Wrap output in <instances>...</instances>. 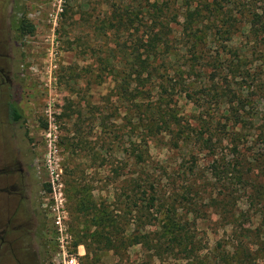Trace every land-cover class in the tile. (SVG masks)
<instances>
[{
    "label": "rangeland",
    "instance_id": "obj_1",
    "mask_svg": "<svg viewBox=\"0 0 264 264\" xmlns=\"http://www.w3.org/2000/svg\"><path fill=\"white\" fill-rule=\"evenodd\" d=\"M0 9H12L18 43L15 88L0 86V157L17 147L32 163V219L17 244L23 264H56L62 238L71 254L82 246L80 264H172L129 243L137 226L154 232L161 224L156 212L152 225L134 221L132 197L144 180L155 185L156 211L195 223L204 250L230 243L232 252L243 229L261 227L264 240V33L250 25L254 13L264 22V0H0ZM120 14L130 22L118 24ZM21 18L31 34L19 33ZM152 31L161 37L157 70L133 97L130 52ZM215 89L242 100L247 124L233 126L240 154L226 135L227 97L208 95ZM10 98L21 115L12 134ZM228 162L235 177L222 172ZM262 247L250 245L256 264H264ZM0 264L14 263L4 254Z\"/></svg>",
    "mask_w": 264,
    "mask_h": 264
},
{
    "label": "trees",
    "instance_id": "obj_2",
    "mask_svg": "<svg viewBox=\"0 0 264 264\" xmlns=\"http://www.w3.org/2000/svg\"><path fill=\"white\" fill-rule=\"evenodd\" d=\"M187 3V9H188ZM126 12V10H125ZM198 11H187L186 20L187 25H191L193 23V19L195 16L199 17ZM128 15V12H126ZM119 17V16H118ZM128 21H124V18L120 17L118 19V24H127L130 22V18H127ZM251 27L260 32L264 33V22L263 16L260 14L254 13L252 15L250 21ZM19 30V33L24 35L31 34L33 32V25L27 22L25 18L19 19L16 26ZM152 35L148 36L145 40H140V42H136L132 52L130 55L132 56V62L130 64V73L133 77V81L135 82L136 88L135 94L133 97H138V94H142L143 91L139 89L140 86H145L146 82H148L152 78V72L157 70L155 54L153 53L159 47L161 37L157 32L152 31ZM167 41V40H166ZM166 44V42H164ZM142 49V50H140ZM151 77V78H150ZM226 84V88H228L225 80H223ZM146 89L150 90L149 87ZM151 91V90H150ZM212 92V90L210 91ZM230 92V91H229ZM211 97L215 98V101H218L220 98L227 97V93L225 90H221L220 92L215 89L214 96L213 93ZM230 96L227 97V104L229 105L227 110V120L232 121V126L229 127V133H226L230 141H234L231 148V152L240 154V139L236 138L235 130L233 126L236 125H246L247 120L243 116V114L239 111L241 108H244L242 104V100L237 98L234 92H230ZM236 100V102H233ZM12 112L15 120L21 119V115L18 110L12 106ZM221 122V121H219ZM223 125L224 133L227 131V125ZM220 125V126H222ZM261 136L264 135V127L260 128ZM207 142L212 145V137L207 140ZM239 152V153H238ZM231 155V153H229ZM141 159V157H139ZM214 175H218V167L216 165L213 166ZM226 175H231L235 177L236 172H238L237 168L234 166V163L228 162L222 170ZM137 194L132 197L133 205L136 207L134 210V221H141L142 218L147 219V223L152 225L151 220L148 218L152 213L156 212L161 215V224L158 223L154 230H143L141 232V228L143 226H138L134 230V235L132 236V240H130V244H141L146 250L152 252V255L160 258L162 255L171 256L172 264H256V261L253 259L251 255L250 245H256V248L262 249L264 245V240L260 239L261 237V227L256 228L253 232L243 229V233L238 234L235 237L234 242L231 244L234 247L232 252L227 251L229 244H216L215 247H209L204 250L203 242L198 237L199 233L197 232V227L194 224H189L187 220H176V216H170L169 214L162 215L158 210V198L156 196L155 185L150 180H144L143 183L137 181L135 186ZM139 194V196H137ZM232 194H225V198L227 202L230 201ZM132 211V210H131ZM169 212V211H168ZM105 219V217H101V220ZM194 225V226H193ZM111 227L114 232H118V228L116 226V221L113 220ZM145 227V226H144ZM143 227V229H144ZM251 243V244H250ZM111 244V241L110 243ZM112 245V244H111ZM115 244H113V248H115ZM221 247V249H220ZM164 260H160V264ZM155 264V263H154Z\"/></svg>",
    "mask_w": 264,
    "mask_h": 264
},
{
    "label": "flooded vegetation",
    "instance_id": "obj_3",
    "mask_svg": "<svg viewBox=\"0 0 264 264\" xmlns=\"http://www.w3.org/2000/svg\"><path fill=\"white\" fill-rule=\"evenodd\" d=\"M11 10L4 12L5 10L0 9V62H3L0 63V86L6 84L9 91L15 88V82L11 78V66L12 62H17L11 48L12 44L16 46L18 44L13 33L15 27H13L14 18ZM9 91L8 96L11 95ZM5 105L8 109L6 126L11 133L12 126H15L20 119H14L11 98ZM13 136L19 143L20 138L17 137L16 132ZM24 138H27L25 134ZM18 149L16 147L10 156L0 157V198L6 205L0 217V255H7L14 264H23L17 255V244L24 235L22 230L28 228L29 219H32L31 214L28 213L31 207L30 198L26 194V177L29 175L32 163L31 159L22 161ZM2 248H4L3 252ZM29 249H32V246L21 247L22 251Z\"/></svg>",
    "mask_w": 264,
    "mask_h": 264
},
{
    "label": "built area",
    "instance_id": "obj_4",
    "mask_svg": "<svg viewBox=\"0 0 264 264\" xmlns=\"http://www.w3.org/2000/svg\"><path fill=\"white\" fill-rule=\"evenodd\" d=\"M55 224H56L57 228L60 231H62V225H61V221H60L59 217L57 220H55ZM60 243H61V245H60L61 253L59 254V260L56 264H80L78 260L84 254L83 248L81 250L82 246H78L76 254H74V253L71 254L68 251V248H69L68 242H65L66 245H64V240L62 238V240L60 239Z\"/></svg>",
    "mask_w": 264,
    "mask_h": 264
},
{
    "label": "crops",
    "instance_id": "obj_5",
    "mask_svg": "<svg viewBox=\"0 0 264 264\" xmlns=\"http://www.w3.org/2000/svg\"><path fill=\"white\" fill-rule=\"evenodd\" d=\"M2 92H0V97L2 96V94H1ZM2 103V102H1ZM3 105V104H2ZM5 115V113H4V108H2V115H1V119L3 118V116ZM2 121L3 120H1L0 121V123H2ZM5 126H6V124H5Z\"/></svg>",
    "mask_w": 264,
    "mask_h": 264
}]
</instances>
